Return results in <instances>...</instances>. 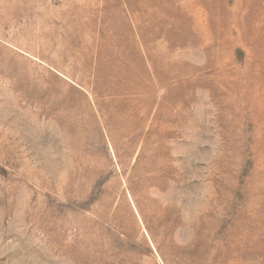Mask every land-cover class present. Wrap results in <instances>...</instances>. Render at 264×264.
<instances>
[{
	"label": "rangeland",
	"instance_id": "obj_1",
	"mask_svg": "<svg viewBox=\"0 0 264 264\" xmlns=\"http://www.w3.org/2000/svg\"><path fill=\"white\" fill-rule=\"evenodd\" d=\"M0 264H264V0H0Z\"/></svg>",
	"mask_w": 264,
	"mask_h": 264
}]
</instances>
